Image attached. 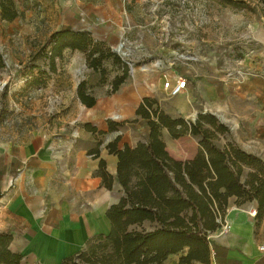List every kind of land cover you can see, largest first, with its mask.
Returning <instances> with one entry per match:
<instances>
[{"label":"rangeland","instance_id":"1","mask_svg":"<svg viewBox=\"0 0 264 264\" xmlns=\"http://www.w3.org/2000/svg\"><path fill=\"white\" fill-rule=\"evenodd\" d=\"M11 1L18 15L0 20V58L8 64L0 67V149L18 142L30 126L56 132L78 109L86 111L73 98L82 78L95 82L82 52L65 49L44 85L29 89L21 74L52 31L69 27L88 30L113 51L120 43L115 52L131 65L126 82L145 79L149 97L163 112L185 120L210 113L227 127L213 132L217 147L231 143L264 162V0ZM37 63L46 69L42 55ZM104 66L110 79L113 68L109 61ZM177 76L187 88L172 96L161 85ZM106 90L96 86L93 92L106 95ZM141 122L140 140L146 133ZM160 136L175 159L191 158L198 147V136L171 138L165 129ZM253 221L264 223V214Z\"/></svg>","mask_w":264,"mask_h":264},{"label":"trees","instance_id":"2","mask_svg":"<svg viewBox=\"0 0 264 264\" xmlns=\"http://www.w3.org/2000/svg\"><path fill=\"white\" fill-rule=\"evenodd\" d=\"M17 15L11 0H0V20L11 21ZM65 49L82 52L85 67L95 76L94 86L82 78L75 88L76 98L87 108L95 104L94 87L107 84L106 93L111 94L129 76L128 61L109 46L88 30L65 27L52 31L45 45L21 66L25 86L44 85L45 77L55 72V58H61ZM39 55L46 69L37 63ZM106 61L113 68L110 79L106 77ZM134 114L146 125L143 139L133 146L118 147L116 135L105 144L107 152L116 157L115 180L120 188L118 201L105 211L109 230L89 238L60 264H162L175 254H179L177 264H207L208 236L222 223L229 199H235L237 205L254 201L255 217L264 214V162L231 143L217 147L212 142L213 132H226L227 127L212 114L197 113L193 120L172 117L149 96L141 98ZM119 126L108 121V131ZM83 127L102 133L88 123ZM162 129L171 138L198 136L193 156L173 158L161 139ZM98 144L88 151L93 158L98 157ZM95 175L101 187L111 190L113 178L101 158ZM10 240L8 232L0 233V264H23V256L9 250Z\"/></svg>","mask_w":264,"mask_h":264},{"label":"crops","instance_id":"3","mask_svg":"<svg viewBox=\"0 0 264 264\" xmlns=\"http://www.w3.org/2000/svg\"><path fill=\"white\" fill-rule=\"evenodd\" d=\"M77 83L73 98L80 104ZM150 90L145 79L136 77L114 93L93 92L95 104L84 106L86 111L78 109L56 132L46 134L30 126L18 142L1 147L0 233L10 234L8 248L22 255L24 263L60 264L89 238L108 232L105 211L118 201L120 188L115 180L116 157L105 144L116 135L118 147L140 140L143 124L134 109L142 97L151 95ZM108 121L120 126L108 131ZM84 123L102 133L85 130ZM98 141V157L93 158L88 151ZM99 158L113 178L111 190L101 187L95 175ZM231 199L223 216L228 229L208 236L207 264H264V252L257 250L264 242V223L255 224L248 215L255 205L237 208ZM178 257L169 255L162 264H177Z\"/></svg>","mask_w":264,"mask_h":264},{"label":"built area","instance_id":"4","mask_svg":"<svg viewBox=\"0 0 264 264\" xmlns=\"http://www.w3.org/2000/svg\"><path fill=\"white\" fill-rule=\"evenodd\" d=\"M162 88L168 92L169 95L175 96L181 94L185 87H186V80L184 77L177 76L173 80H165L162 83ZM256 210L255 208H252L248 210V215L252 218L255 217ZM228 229V224L226 221L223 219L222 223L220 224L219 228L217 231L219 232H225ZM257 250L259 252H264V242L257 246Z\"/></svg>","mask_w":264,"mask_h":264},{"label":"water","instance_id":"5","mask_svg":"<svg viewBox=\"0 0 264 264\" xmlns=\"http://www.w3.org/2000/svg\"><path fill=\"white\" fill-rule=\"evenodd\" d=\"M120 46H121V44L119 43V44H117V47L116 48H114V50L116 51V52H118V50H119V48H120ZM121 55H124V52H121L120 53ZM128 65H129V67L131 68V65L128 63Z\"/></svg>","mask_w":264,"mask_h":264},{"label":"bare ground","instance_id":"6","mask_svg":"<svg viewBox=\"0 0 264 264\" xmlns=\"http://www.w3.org/2000/svg\"><path fill=\"white\" fill-rule=\"evenodd\" d=\"M120 48H121V46H120ZM120 48H119V50H120ZM119 50H118V51H119ZM222 120H225V118L223 117V119H222Z\"/></svg>","mask_w":264,"mask_h":264}]
</instances>
